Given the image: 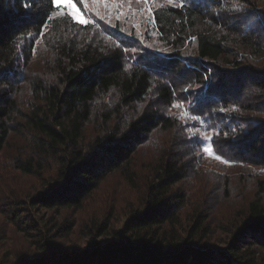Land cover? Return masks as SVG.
<instances>
[{"label":"trees","instance_id":"16d2710c","mask_svg":"<svg viewBox=\"0 0 264 264\" xmlns=\"http://www.w3.org/2000/svg\"><path fill=\"white\" fill-rule=\"evenodd\" d=\"M145 3L137 35L55 17L52 0H0V210L19 235L0 264H264V0ZM208 131L241 166L230 188L253 192L220 242L187 196ZM111 180L122 190L105 194ZM78 212L83 237L118 242L69 254Z\"/></svg>","mask_w":264,"mask_h":264},{"label":"rangeland","instance_id":"374dc122","mask_svg":"<svg viewBox=\"0 0 264 264\" xmlns=\"http://www.w3.org/2000/svg\"><path fill=\"white\" fill-rule=\"evenodd\" d=\"M150 0H148L149 3ZM152 1V0H151ZM55 5V4H54ZM58 7V11L55 14L56 16H61L62 14L69 15L74 22L78 24L85 25L91 22L94 19H101L107 21L110 25L114 26L119 24L121 29H125L128 31L129 29L134 28L137 35H140L142 32V28L144 24H148L150 21L149 18V8L144 0H60L59 5H55ZM146 8V11H145ZM83 21H87L84 23ZM150 24V23H149ZM142 37V35H141ZM212 133L207 132L204 134V139L202 143V156L206 163L204 172L205 178L202 180L204 184H200L193 180V183H190L188 191V197L193 199H202L201 204L198 206L200 207L199 210L205 214L206 210H212L210 223L211 226L214 227V231L212 234L213 242H220L225 240L226 232H227V223H230L235 215L243 208V203L245 198H250L249 196L253 194L251 185L249 183V188H247V180L240 179L243 182L239 187L244 190L243 192L244 197L241 198L243 195L240 194V188H230L233 184V175L238 174L241 170L236 169V167L241 166H233V164L229 163L227 159L222 158L220 160L216 159V155L210 145ZM205 147H209L212 150V155L203 151ZM207 175V176H206ZM238 182V178H236ZM251 184H253L251 182ZM224 185V186H223ZM217 186V187H216ZM223 186L221 189H224L229 192L230 198L226 199L225 201H215L214 195L222 194L220 192V187ZM103 190L105 194H108L109 191L112 192L116 190V192H120L122 190L121 181L118 183L116 181H109L103 186ZM200 189H202V194L200 197ZM235 189V190H234ZM249 189V190H248ZM207 194V196L205 195ZM228 194V193H227ZM203 195V196H202ZM225 195V194H224ZM223 195V196H224ZM237 197V198H234ZM109 200V199H108ZM218 200V199H217ZM125 204L120 201H116L111 211L113 212L108 215V217H112L108 222L114 226L115 230H119L122 226V217ZM128 205V204H126ZM126 207V206H125ZM195 204H189L185 211L191 212L195 209ZM103 213V212H102ZM43 212L40 213V215ZM107 216L106 214L103 215H94V217ZM116 216V219H115ZM84 218H91V214H82L80 212L73 215L72 224H74V232L72 235L69 236L67 240L62 241L65 250L69 254H73L76 247L79 249H84L88 247V244L92 241L93 245H103L109 242H118V240H114L111 235V230L109 229V233L99 236L98 234H93L92 236H85L83 237V229L81 227L82 223H86L87 219ZM98 220V219H97ZM221 220H223L221 222ZM119 222V223H117ZM81 227V228H80ZM78 230V231H77ZM75 233V234H74ZM0 234L4 236L5 239L0 241L1 244V251L6 253V256H10L12 254V246L11 242L14 240V236L19 239V235L15 233L13 228L12 222L3 214L0 210ZM11 261L12 258H9Z\"/></svg>","mask_w":264,"mask_h":264},{"label":"snow or ice","instance_id":"6c2138e0","mask_svg":"<svg viewBox=\"0 0 264 264\" xmlns=\"http://www.w3.org/2000/svg\"><path fill=\"white\" fill-rule=\"evenodd\" d=\"M52 2H53V4H55V5H59L60 0H52ZM145 2H147V0H145ZM168 2H169V3H172L173 0H168ZM83 22H84V23H87V21H83ZM203 151L206 152V153H208V154H210V155L213 154V153H212V150H211L209 147H205V148L203 149ZM215 158L218 159V160L221 159L220 156H216Z\"/></svg>","mask_w":264,"mask_h":264}]
</instances>
